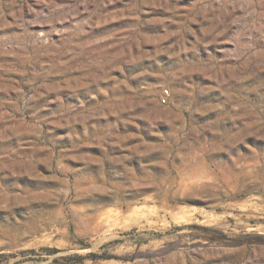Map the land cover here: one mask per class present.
Masks as SVG:
<instances>
[{"label":"rangeland","instance_id":"374dc122","mask_svg":"<svg viewBox=\"0 0 264 264\" xmlns=\"http://www.w3.org/2000/svg\"><path fill=\"white\" fill-rule=\"evenodd\" d=\"M0 264H264V0H0Z\"/></svg>","mask_w":264,"mask_h":264},{"label":"built area","instance_id":"2783aa9c","mask_svg":"<svg viewBox=\"0 0 264 264\" xmlns=\"http://www.w3.org/2000/svg\"><path fill=\"white\" fill-rule=\"evenodd\" d=\"M170 98V91L169 89H163L160 92L159 100L162 104H167Z\"/></svg>","mask_w":264,"mask_h":264}]
</instances>
